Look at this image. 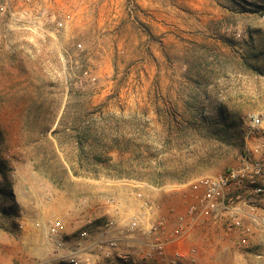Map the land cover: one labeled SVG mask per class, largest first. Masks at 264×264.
Instances as JSON below:
<instances>
[{"label":"rangeland","instance_id":"rangeland-1","mask_svg":"<svg viewBox=\"0 0 264 264\" xmlns=\"http://www.w3.org/2000/svg\"><path fill=\"white\" fill-rule=\"evenodd\" d=\"M50 8L48 33L0 19V264H61L52 222L93 237L140 195L184 209L175 187L235 165L247 117L264 118V0ZM225 230L196 231L202 264H264L263 234L245 248Z\"/></svg>","mask_w":264,"mask_h":264},{"label":"built area","instance_id":"built-area-1","mask_svg":"<svg viewBox=\"0 0 264 264\" xmlns=\"http://www.w3.org/2000/svg\"><path fill=\"white\" fill-rule=\"evenodd\" d=\"M51 5L52 0H0V19L48 33L45 26L52 21ZM246 125L249 139L235 165L175 187L183 192V211L170 208L157 215L140 195L139 214L122 224L113 218L93 237L82 232L67 255H63L69 250L62 235L64 224L61 220L52 222L49 235L61 264H95L91 256L122 264H202L199 247L192 239L200 226L221 222L226 225L221 240L233 232L237 236L234 245L250 247L257 233L264 235V118L251 114ZM124 232L129 235L117 236ZM135 234L142 239L133 240ZM224 242L222 252L229 251V244Z\"/></svg>","mask_w":264,"mask_h":264},{"label":"crops","instance_id":"crops-1","mask_svg":"<svg viewBox=\"0 0 264 264\" xmlns=\"http://www.w3.org/2000/svg\"><path fill=\"white\" fill-rule=\"evenodd\" d=\"M177 211L178 212H181V211H183V206H180V207H178V204H177ZM72 243V244H71ZM125 244V243H124ZM67 245H68V247H71V248H69V250H67L65 253H63V255H67L68 253H69V251H70V249H71V251L72 250H74V241H67ZM87 256V255H86Z\"/></svg>","mask_w":264,"mask_h":264},{"label":"trees","instance_id":"trees-1","mask_svg":"<svg viewBox=\"0 0 264 264\" xmlns=\"http://www.w3.org/2000/svg\"><path fill=\"white\" fill-rule=\"evenodd\" d=\"M0 173H3V171H2V170H0Z\"/></svg>","mask_w":264,"mask_h":264}]
</instances>
